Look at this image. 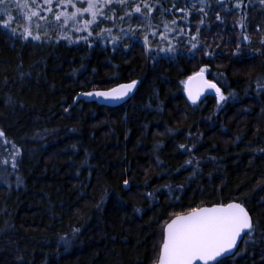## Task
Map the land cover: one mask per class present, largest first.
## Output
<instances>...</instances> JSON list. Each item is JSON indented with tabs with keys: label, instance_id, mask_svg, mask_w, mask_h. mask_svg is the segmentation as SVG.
Segmentation results:
<instances>
[{
	"label": "trees",
	"instance_id": "16d2710c",
	"mask_svg": "<svg viewBox=\"0 0 264 264\" xmlns=\"http://www.w3.org/2000/svg\"><path fill=\"white\" fill-rule=\"evenodd\" d=\"M9 11L19 14L14 6ZM245 11L246 27H241ZM152 15L153 24H160V14ZM199 19L195 12L190 17L192 31ZM224 20L218 26L210 12L212 31L202 29L200 34L222 55L209 60L198 52L192 59L181 42L180 55L156 63L147 59L139 42L126 55L114 53L110 46L24 41L0 29V129L5 133L0 157L10 158L13 144L22 150L18 171L9 167L8 184L0 183V264H153L170 214L229 200L244 202L264 228V92L257 89V77L264 75V48L259 43L264 8L253 0L252 7L233 11ZM128 24L137 28L138 41L150 33L138 19L122 26ZM26 26L24 19L13 24L18 32ZM158 31H163L162 24ZM241 33L251 43H242L240 58L230 59ZM56 34L49 30L50 36ZM149 39L153 48L160 45L159 37L149 34ZM249 52L256 55L249 58ZM202 64L226 73L228 86L222 85L223 90L226 95L234 91L238 102L229 100L219 111L214 96L196 105L189 102L180 81ZM134 79L140 81L134 96L120 106L79 100L69 107L77 94ZM159 104L162 111H157ZM168 128L175 131L169 133ZM189 132L203 136L196 142L189 140ZM182 143H195L193 153L200 158L201 172L192 179L191 167H182L188 159L178 147ZM17 175L23 181L19 188ZM125 179L130 190L124 187ZM166 184L185 185L182 192L171 194L179 201L170 200ZM156 189L161 190L155 202L143 197ZM72 227H80V234L66 250L58 237L70 235ZM262 250L264 241L247 251L240 244L237 251L243 254L235 264H264Z\"/></svg>",
	"mask_w": 264,
	"mask_h": 264
},
{
	"label": "snow or ice",
	"instance_id": "6c2138e0",
	"mask_svg": "<svg viewBox=\"0 0 264 264\" xmlns=\"http://www.w3.org/2000/svg\"><path fill=\"white\" fill-rule=\"evenodd\" d=\"M166 2L167 0H0V29L24 41L43 40L45 43L55 45L63 42L68 46L83 45L88 48L97 45L105 48L110 46L114 53L123 51L126 55L131 51V47L139 42L145 49L147 59L152 60L153 63L158 62L159 59L172 60L175 55H180L177 44L182 42L190 58L195 59L197 53L202 52L204 58L214 60L216 56L223 53L216 52L211 44L204 43L200 35L202 29L212 31L210 23L207 22L209 13L214 12L220 26L224 25V17L228 14L253 6V0H171L170 6L167 7ZM258 3L261 8H264V0H258ZM12 6L18 10V15L9 11ZM154 12L160 14L163 31H158L160 24H153ZM194 12L200 19L195 31H192L190 17ZM176 13L183 15L177 17ZM169 16L172 17L171 20L167 18ZM246 16L245 11L244 17H241L239 21L241 27H246L244 25ZM20 19L29 22V26L24 27L22 32H18L17 28L13 27L14 22ZM133 19H138L150 30V33L144 35L142 42L137 39V28L130 24L122 26ZM41 21H43L42 24ZM49 30L57 34L50 36ZM255 30L258 33L261 32V25L257 24ZM149 34L153 38L159 37V46L152 47ZM125 39L133 43L131 45L123 43ZM244 42L250 44V37L241 33L230 59L240 58L241 44ZM225 43H232V41L227 40ZM259 43L261 48H264V34L261 35ZM215 47L220 48V44H216ZM259 51L260 49L256 50V52ZM256 52H249V58L256 55ZM261 66L264 67V62H261ZM139 83V80L134 79L130 82L118 83L115 87L106 90L77 94L73 105L69 107L74 106L79 100L103 102L105 105L126 102ZM180 83L184 85L187 99L193 105L201 101L202 96L206 98V93L215 97L216 111L221 110L223 104L229 100L238 102V96L234 91H229L226 95L223 90L222 85L228 86L226 73L213 71L210 64H202L197 71L192 72ZM257 89L258 93L264 92V75L257 77ZM64 111L68 112L69 108H65ZM157 111H162V104L157 105ZM244 111L247 113L248 109ZM261 112L264 113V105ZM208 119L211 120V116ZM167 131L172 133L175 130L168 128ZM4 136V131L0 129V138ZM202 136V133L195 136L191 132L188 134L189 140L196 142H199ZM235 139L238 141L240 138ZM8 143L10 142L5 140V144ZM12 147L13 151L8 154L10 158L0 157V183L3 184H8L9 167L11 172L15 173L22 161V150L14 144ZM156 147L157 149L160 147L159 142ZM178 147L188 155L182 167L185 170L191 167L192 174L188 179H192L201 172L200 158L193 153L196 144L182 143ZM261 152H264V149H261ZM209 159L214 161L216 158L209 157ZM155 162L158 167L162 166L159 156L155 158ZM22 182V178L17 175L16 187L19 188ZM123 184L126 190L132 187L127 179L123 181ZM147 186L148 181H145V187ZM81 187L84 185L82 184ZM163 187L168 190L170 200L175 202L179 201L180 197H173L172 192L174 190L182 192L185 185L166 184ZM160 190L145 192L143 197L155 202L156 193ZM81 195L86 193L82 192ZM105 200L106 193L96 203L95 208L99 210ZM136 211L140 210L136 209ZM79 234L80 227H72L71 234L60 235L58 242L67 250ZM260 241H264V228H261L258 220H253L249 209L242 201L229 200L189 207L187 211L170 214L168 221L163 225L159 252L153 264H227L229 260L231 264H235L236 257L243 254L237 251L238 245L243 244L244 251H247L249 246L255 247ZM17 259L21 258L17 257ZM261 260L264 262V250L261 251Z\"/></svg>",
	"mask_w": 264,
	"mask_h": 264
},
{
	"label": "water",
	"instance_id": "95a60500",
	"mask_svg": "<svg viewBox=\"0 0 264 264\" xmlns=\"http://www.w3.org/2000/svg\"><path fill=\"white\" fill-rule=\"evenodd\" d=\"M115 86H116V85H115ZM115 86H114V87H115ZM137 87H138V85H137ZM136 90H137V88H136ZM136 90L134 91V93L130 94L131 98L134 96ZM186 96H187V94H186ZM205 96L208 97V96H213V95H211V94H207V93H206ZM131 98H130V99H131ZM204 99H205V97L202 96V97H201V101H203ZM128 100H129V99H127L126 102H127ZM201 101H199L198 103H200ZM126 102H125V101H122V102H119L118 104H115V105H105L103 102L98 103V104H99V105H103V106H109V107H117V106H120V105H122V104H124V103H126ZM189 102L191 103V101H189ZM198 103H197V104H198ZM191 104H192V103H191ZM239 246H240V245H238V248H239ZM237 250H238V249H237Z\"/></svg>",
	"mask_w": 264,
	"mask_h": 264
}]
</instances>
